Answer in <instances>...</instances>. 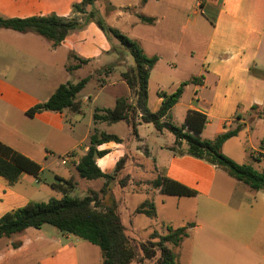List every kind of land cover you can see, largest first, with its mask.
Instances as JSON below:
<instances>
[{
    "label": "crops",
    "instance_id": "crops-1",
    "mask_svg": "<svg viewBox=\"0 0 264 264\" xmlns=\"http://www.w3.org/2000/svg\"><path fill=\"white\" fill-rule=\"evenodd\" d=\"M42 1L0 0V17L24 18L51 12L42 9ZM69 1L80 3L81 0ZM104 3L106 9L100 8V12L108 25L139 41L147 55L158 57L147 80L148 110L159 109L160 92L171 93L182 81L195 77L196 81H189L183 87L180 98L170 108V122L182 125L188 110L204 114L206 123L200 133L203 139H212L239 126L237 134L222 144V152L237 163L262 169L264 0H104ZM68 12L69 7L63 13ZM139 16L151 17L153 21L141 22ZM65 37L59 45L64 44ZM184 43L187 52L181 53L179 48ZM59 45L52 46L48 39L35 32L0 27V142L40 166L36 175L22 171L14 183L0 176V217L29 201L61 198L62 191L52 185L60 183V179L73 181L69 195L78 190L83 196L94 191L101 198L106 179L81 178L75 167L88 151L90 135L96 129L120 140L96 145L104 153L94 160L103 173L112 176L108 183L130 240L141 239L139 235H143L146 241L153 231L162 234L163 224L174 228L187 226L188 236L180 244H167L173 251L176 247L178 264H264V193L261 190L250 189L205 160L172 151L173 133L165 127L156 129L152 122L137 124L136 134L124 120L94 122L93 113L83 123L86 112L82 105L95 101L96 97L83 92L88 85L94 90L116 89L112 94L113 104L94 110L111 109L121 97L134 104L133 91L121 76L133 65V59L111 81L93 85L90 71L80 77L89 79L76 93L75 107L43 110L33 116L26 113L28 108L46 101L59 84L78 82L80 79L71 82L68 78L90 61L88 57L89 61L84 59L85 62L71 70H67V62L53 64L47 55L54 54ZM101 54L110 57L108 45ZM111 60L115 65L111 64L105 73H111L121 63ZM177 71L184 76H173ZM43 97L41 101L39 98ZM181 148L183 151L186 148L184 141ZM66 154L69 156L65 157ZM158 175L194 189L196 195L162 194L152 186ZM169 199H175V208L181 214L164 212L158 206ZM146 200L153 202L154 216L135 212ZM137 215L155 218L156 222L137 220ZM92 245L95 244L61 232L50 224L27 227L10 237L0 238V264H102L98 246Z\"/></svg>",
    "mask_w": 264,
    "mask_h": 264
},
{
    "label": "trees",
    "instance_id": "trees-1",
    "mask_svg": "<svg viewBox=\"0 0 264 264\" xmlns=\"http://www.w3.org/2000/svg\"><path fill=\"white\" fill-rule=\"evenodd\" d=\"M97 0H81L74 4L73 8L84 14L79 20L74 16L61 18L54 14L32 15L20 17H0V27L12 29L19 32L33 31L48 39L52 46L61 43L70 29L79 27L87 21H94L95 24L106 33L114 36L122 47L130 54L133 65L121 73L122 79L133 91L135 96L134 104L128 103L125 98H118L113 108L95 109L93 112L94 122L102 120L106 122L126 121L131 132L136 134V126L141 122H152L156 129L163 127L173 133L175 140L170 149L177 154H189L193 157L205 160L221 169L231 177L241 181L252 190H261L264 193V167L255 169L251 164L237 163L222 152V144L228 138L234 136L240 127L229 129L217 134L212 139H203L200 133L206 123V116L195 110H188L184 122L176 126L170 122L169 110L178 101L183 87L189 82L196 81L193 77L188 81H182L175 91L171 93L160 92L162 103L156 112H150L146 106L147 80L149 71L154 66L158 57L147 55L139 41L122 34L117 29L106 25L102 18H96V9L93 4ZM86 6H91L88 12L84 11ZM85 12V13H84ZM141 22L152 23L151 17L139 16ZM80 63L85 60H80ZM75 66H68L71 70ZM89 77H83L75 84L61 83L55 91L42 103H37L28 108L26 113L33 116L35 113L50 110L61 111L65 107H75L74 97L84 86ZM256 108V106H254ZM141 116L138 117V113ZM162 117L167 118L161 121ZM106 141H120L115 135L99 133L96 129L90 135L88 151L79 159L76 164V171L79 177L84 179H106L98 198L96 192L91 191L83 197L69 195V190L74 183L71 179H60V183L52 184L62 191L61 198H50L45 202L29 201L24 206L6 212L0 217V238L10 237L21 232L27 227L39 228L43 224H50L61 232L72 233L88 242L98 246L102 264H130L131 262L152 261L153 264H178L177 255L167 244L177 246L188 236L187 226L172 227L163 224L164 233L153 231L150 239L131 244L126 236L124 226L113 199L105 201L104 197L111 194L109 179L111 175L103 173L95 163L94 158L102 155L96 145ZM185 142L186 148L183 151L181 146ZM40 166L34 161L16 152L11 147L0 142V176L9 183H14L22 171L37 174ZM123 181H120V184ZM152 186L158 188L162 194L177 196H195L196 191L176 180L166 176L158 175ZM136 213H144L147 216L155 215L153 202L144 201L135 210ZM14 246L17 244L14 243Z\"/></svg>",
    "mask_w": 264,
    "mask_h": 264
},
{
    "label": "rangeland",
    "instance_id": "rangeland-1",
    "mask_svg": "<svg viewBox=\"0 0 264 264\" xmlns=\"http://www.w3.org/2000/svg\"><path fill=\"white\" fill-rule=\"evenodd\" d=\"M102 2H95L93 4V7L96 9V13H95V17L96 18H102L103 21L106 23V25H108V21L105 18V15H103L100 10L106 9V5L104 3V0H101ZM74 4H79V2H70L69 0H43L42 1V9H49L51 12L45 13V12H39V14L37 15H50V14H54L58 17L61 18H68V14H71V16H74L75 18H78L79 20H81L84 16L83 13L78 12L77 10H75L73 8ZM67 7H69V12L63 13L67 10ZM91 6H86L84 8L85 12H88L90 10ZM101 8V9H100ZM111 10V8H110ZM42 11V10H41ZM84 12V13H85ZM70 16V17H71ZM109 26V25H108ZM30 33H32L33 31H29ZM203 39V38H201ZM44 40V39H43ZM105 45L109 46V56L107 55H103L101 54L102 49L105 47ZM187 44L184 43L183 45L180 46L179 50L182 53L183 51L187 52V48H186ZM47 49V47L45 48ZM38 51H40V48H37ZM69 51V52H68ZM91 55V56H90ZM47 57H49L52 60V63L55 65H62L64 63L67 62V66L72 65L75 66V68L78 67V65H80L81 63L79 62L80 60H84L87 59L88 57L90 58V61L88 62V64L86 65V67L81 68L78 70L77 73H75V76L73 75V77H71L70 79L68 78L69 81L71 82H76L80 79V77H82L84 74L87 75V73L90 71V77L92 78L91 80L93 82H91V84L95 85L99 84L100 82L103 81H108V80H113L115 79L118 74L121 71H124L125 69H127V67L130 65V62H132V57L130 56V54L122 47V45L119 43V41L110 34V37L106 35V33H104L103 30H101L94 21L90 20L87 21V23L79 26V27H75L73 29H70L65 37V42L64 44L59 45L54 54H48ZM94 57V58H93ZM66 58H68V61H66ZM100 58L99 62H96V59ZM116 59L117 62H121L120 64H117L118 66L116 67V69H113L111 71V73H105L107 70L106 68H108L111 64L115 65L114 62L111 63V59ZM129 58V59H127ZM130 60V61H128ZM115 61V62H116ZM101 65V66H100ZM103 65V66H102ZM38 68V67H37ZM56 68H58V66H56ZM175 77H183L184 73L183 72H174L172 74ZM115 88L112 87H105L102 90H94L92 88L91 85H88L85 89H84V93L85 94H91L92 96H95V101L90 102V101H86L83 105L82 108L83 110L86 112L85 114V118L83 120V123H86V120L89 116H92V113L94 111V108L96 107H103L106 106L107 104L111 105L113 104V91H115ZM41 101H43L45 98H39ZM180 123H177L175 121V125H179ZM62 167H64L63 165H61ZM110 182V181H109ZM111 183V182H110ZM109 183V184H110ZM71 196H76V197H82L84 193H81L80 190L75 191L74 193H70ZM98 195V194H97ZM102 195V193H101ZM107 198L105 201H109L110 199H113L114 202L115 198L113 196V194L109 193L107 194ZM105 195V196H106ZM173 198H177V197H173ZM171 200V201H170ZM175 199H169L163 206H161L164 210V212H166V210L168 212L174 213L176 215L181 214V212H178L177 209L175 208L176 204H175ZM188 210V208H187ZM138 219H144V220H149L150 223L154 224L156 222L155 218H149L148 219L143 216V215H137L136 216ZM157 228V227H156ZM139 234H142V232H139ZM139 237L141 239H137L131 240V244H137L139 241H144L146 238L143 235H139ZM171 245V244H170ZM95 248H97L96 245H92ZM175 252L176 251V247L173 248ZM152 262V261H149Z\"/></svg>",
    "mask_w": 264,
    "mask_h": 264
},
{
    "label": "built area",
    "instance_id": "built-area-1",
    "mask_svg": "<svg viewBox=\"0 0 264 264\" xmlns=\"http://www.w3.org/2000/svg\"><path fill=\"white\" fill-rule=\"evenodd\" d=\"M69 156V154H66V156L65 157H68ZM64 162V161H63Z\"/></svg>",
    "mask_w": 264,
    "mask_h": 264
}]
</instances>
